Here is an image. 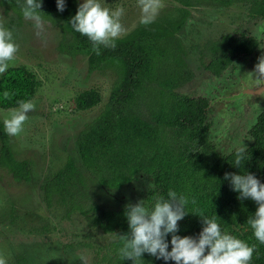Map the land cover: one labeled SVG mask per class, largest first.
<instances>
[{
    "label": "trees",
    "instance_id": "1",
    "mask_svg": "<svg viewBox=\"0 0 264 264\" xmlns=\"http://www.w3.org/2000/svg\"><path fill=\"white\" fill-rule=\"evenodd\" d=\"M184 5L206 3L227 6L246 1L254 13L264 14V0H178ZM25 0H0V4L17 16H22ZM79 4L65 0V10L58 11L56 0H42L43 20L57 26L61 39L60 52L71 57H85L88 72L112 70L115 80L107 100L99 113L78 132L75 144L79 160L86 172L100 186L117 190L129 183L135 174L152 178L150 204L157 195L167 198L169 190L187 198L188 214L178 221L177 235L198 238L203 224L201 213L216 216L221 230L244 240L255 251L250 264H264V244L259 243L247 223L258 205L251 199H240L232 190L225 173L246 172L264 177V111L260 112L248 130L251 137L246 146L245 159L234 166L235 150L220 152L208 139V123L201 99L188 97L176 88L191 78L181 56L179 41L174 33L180 29L187 14L179 10V17L139 25L116 40L115 48H100V55L92 51V43L76 32L69 23ZM239 42L229 35L211 41L206 52L211 65L220 70L228 60L227 52L237 49ZM210 52V53H209ZM38 86L35 76L22 65L10 66L0 74V108L18 107V101L30 100ZM4 92L9 97H4ZM100 101L94 89L79 92L74 98L76 109H89ZM0 165L13 175L27 179L24 162L16 161L8 144L7 133L0 122ZM262 183V182H261ZM83 187L80 171L71 156L42 186L46 204L55 197L71 210L85 211L75 201V193ZM193 201L195 203H193ZM126 210H101L90 224L103 233L114 235L99 256L98 264H133L122 259L120 235L129 233ZM171 250V234L166 237ZM137 264H174L147 253Z\"/></svg>",
    "mask_w": 264,
    "mask_h": 264
},
{
    "label": "rangeland",
    "instance_id": "2",
    "mask_svg": "<svg viewBox=\"0 0 264 264\" xmlns=\"http://www.w3.org/2000/svg\"><path fill=\"white\" fill-rule=\"evenodd\" d=\"M76 1L78 4L83 2ZM99 2L110 10L124 8L121 23L125 32L121 36L142 25L137 0ZM163 3L155 21L175 14L177 4L173 0H163ZM246 9L243 3L226 8H189L191 14L179 38L183 46L182 58L193 71V78L176 91L194 95L199 88L201 92L208 90L200 83L201 69L207 61L200 51L207 41L223 33L247 31L252 24L256 25V21L246 15ZM0 21L13 31L19 45L10 66H24L38 81L30 99L36 107L28 113L23 131L14 137L7 134L12 157L24 162L27 179L13 175L0 165V254L7 258V264H82V256L88 257L87 264H98L100 254L114 235L103 233L90 224L92 217L101 210H126L129 204L142 200L148 206L154 189L151 176L140 173L117 190L100 186L79 160L76 135L102 109L115 74L107 69L88 72L85 57H71L60 52L57 44L61 32L45 20L44 31L37 35L32 21L23 15H15L0 4ZM86 89L96 90L100 101L89 109H76L74 98ZM14 108H0V122L3 123ZM207 120L210 122L208 139L220 152H230L249 143L246 139L248 126L242 128L244 122L227 120L220 125L219 119L212 118L211 114ZM66 156L73 158L82 175L83 187L75 193V201L85 215L71 210L55 197L48 204L43 199L44 179L62 166Z\"/></svg>",
    "mask_w": 264,
    "mask_h": 264
},
{
    "label": "clouds",
    "instance_id": "3",
    "mask_svg": "<svg viewBox=\"0 0 264 264\" xmlns=\"http://www.w3.org/2000/svg\"><path fill=\"white\" fill-rule=\"evenodd\" d=\"M58 11L65 10V0H56ZM140 9L139 23L150 25L155 22L160 10L164 7L163 0H137ZM42 0H25L22 14L26 20L32 21L40 35L45 29V22L40 9ZM124 8L110 10L103 7L99 0H83L79 4L75 16L70 20L73 29L85 36L92 43V51L100 55V48H115L116 40L125 32L121 23ZM19 51V45L14 40L13 31L5 27L0 21V74L6 72L10 62L14 61ZM257 80L264 81V55L258 58L254 71L251 73ZM8 98L9 93L4 92ZM35 103L31 100L18 101V107L4 118V130L9 136H18L28 120V113L35 110ZM247 149L243 145L235 150L234 166L240 167L245 159ZM233 191L239 193L240 199H251L257 205L254 216L247 223L253 230L255 239L264 244V183H261L251 173H225ZM193 203H195L193 201ZM188 200L176 191L169 190L167 198L157 195L152 205H145V201L129 204L126 208V218L129 233L120 235L123 241L119 254L122 259H128L137 264L147 253L165 262L174 264H250L255 245H249L244 240L221 230L216 216L211 218L202 213L203 228L198 238L181 237L178 221L188 212ZM171 234V250L166 237ZM82 264H87L88 257L82 256ZM0 264H7V258L0 254Z\"/></svg>",
    "mask_w": 264,
    "mask_h": 264
},
{
    "label": "flooded vegetation",
    "instance_id": "4",
    "mask_svg": "<svg viewBox=\"0 0 264 264\" xmlns=\"http://www.w3.org/2000/svg\"><path fill=\"white\" fill-rule=\"evenodd\" d=\"M173 1L177 4L174 8L175 14L168 15L160 20L178 18L180 13L179 10H186L187 14L183 20L182 26L174 33V37L179 41L181 49L183 46L179 35L182 33L185 23L189 19L191 14L189 8L191 7L204 6L226 8L235 3H243L247 6L246 15H248V18L256 21V25L252 24L251 27H248L247 31L242 29L238 30L237 33H223L219 37L211 39L204 44L200 51V55L203 58H207V61L204 64L203 69H201L202 73L200 74L202 75V78L200 83L206 85L205 90L208 89L206 92L199 91L202 90L201 88H199L198 92L194 95H188L185 92L182 93L178 91L188 97L202 100L204 104L203 109L205 112V121L208 123V130L210 128V122L207 119L210 114L212 115V118L216 117V119H219L220 125L227 120H238L241 123H245L242 125V128L243 126H248L246 129V139H248L250 143L251 137L248 134V130L254 124L257 115L264 111V81L257 80L253 74H251L254 71L255 65L258 63V58L261 55H264V14L261 15L252 12L249 7L250 4L246 1L234 2L227 6L206 3L184 5L178 0ZM223 35H229L234 38L236 42H239V46L237 49L232 50L231 53L227 52V63L220 68V70L215 71L214 68L217 67L218 64L211 65V59L209 55L205 53L206 46L211 41L220 39ZM188 69L191 72V80L193 78V71H191L189 67ZM190 80L179 87L184 86ZM237 116L240 117L238 118ZM246 116L248 118L245 119ZM240 122L238 124H240ZM257 179L264 183L263 176H259Z\"/></svg>",
    "mask_w": 264,
    "mask_h": 264
}]
</instances>
